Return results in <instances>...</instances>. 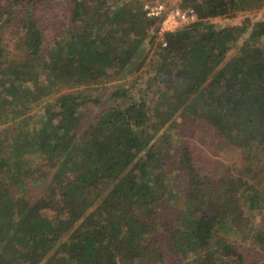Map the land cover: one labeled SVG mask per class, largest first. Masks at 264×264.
I'll list each match as a JSON object with an SVG mask.
<instances>
[{
	"label": "trees",
	"instance_id": "obj_1",
	"mask_svg": "<svg viewBox=\"0 0 264 264\" xmlns=\"http://www.w3.org/2000/svg\"><path fill=\"white\" fill-rule=\"evenodd\" d=\"M145 1L69 0L70 24L52 44L32 0L0 11V264L130 263L169 239L171 251L195 253V264H245L239 246L216 235L239 222L243 206L264 203V158L254 154L264 152V14L222 26L213 18L264 0H183L198 19L167 31L165 45ZM6 21L22 28L12 48ZM156 40L153 103L113 105L78 134L92 95L58 93L139 71ZM41 102L43 119L31 121ZM179 111L203 118L247 163L208 164L188 139L160 135ZM45 166L51 183L32 200L26 185L48 175ZM258 238L264 245V232Z\"/></svg>",
	"mask_w": 264,
	"mask_h": 264
},
{
	"label": "rangeland",
	"instance_id": "obj_2",
	"mask_svg": "<svg viewBox=\"0 0 264 264\" xmlns=\"http://www.w3.org/2000/svg\"><path fill=\"white\" fill-rule=\"evenodd\" d=\"M113 0H107L108 4H111ZM125 1V0H119ZM169 6L180 5L183 0H162ZM24 4V2H22ZM32 11L38 21L40 28L43 31L46 44H52L53 40L57 37L60 31L65 26L70 24L71 18V4L69 0H32ZM13 5L15 10L17 5L14 0H0V11L5 9L9 5ZM116 2L112 3L115 5ZM264 14V7L252 11V12H238L233 15L218 16L213 18V21L218 25L231 24L234 22H241L245 16H251L254 18H260ZM8 14L3 15V19H6ZM4 34V41L6 45L12 48L16 42V38L19 33L22 32V28L16 21L4 22L2 28ZM159 38V37H158ZM159 40H161L159 38ZM159 41L148 44V47L143 52L144 64L141 69L137 72L122 74L113 73L106 82L89 83L88 85L62 89L58 94L65 90L71 91H82L85 95H92V100L82 106L83 118L82 125L78 134H84V131L91 122H94L100 113L106 108H111L113 105L126 106L134 102H140L145 100L147 104H152L153 99L156 97L155 92L159 90L161 86L160 81H154L153 76L155 75L157 67L153 59V54L156 49L159 48ZM239 45V44H238ZM238 47L231 48L229 51L228 58L232 57ZM158 71V70H157ZM93 86H98L93 88ZM120 93H116V92ZM49 100L54 104L55 100L53 97ZM43 103L35 104L32 114L30 116L31 121L40 122L43 118L40 116L43 113ZM181 111L177 112L174 119H170L168 123L160 130L159 134H163V137L172 138L173 141L188 139L192 145L197 158L202 159L206 163L220 162L222 164L230 165L234 169L243 167L247 163L244 156L243 150L229 143L223 138L216 129L208 124L203 118H196L193 115H181ZM179 114V115H178ZM22 122L24 118H22ZM168 127V128H166ZM10 129L7 128L6 132ZM3 136H1V139ZM156 141V140H154ZM263 150H256L254 154L264 158ZM31 158L35 161L36 165L44 164L45 159L42 154H32ZM208 164L206 166H208ZM46 174L39 179H34L32 185L27 183L26 187L29 186L28 190L24 191L27 197L32 200H36L46 190L49 183H51L53 171L45 166L43 168ZM243 213L239 219V222L235 220L232 228H220L219 234L229 239L239 246L245 256V264H264V245L261 239H257V234L264 232L261 230L264 227V203L260 208L250 209L249 207H242ZM232 224L227 223L225 226H231ZM224 226V227H225ZM151 241V237L149 239ZM172 240L169 239L166 242L159 240L158 247H152L151 251L147 250L146 254L130 263L122 262V264H195L196 254L191 252L187 256H181L176 251H171Z\"/></svg>",
	"mask_w": 264,
	"mask_h": 264
},
{
	"label": "built area",
	"instance_id": "obj_3",
	"mask_svg": "<svg viewBox=\"0 0 264 264\" xmlns=\"http://www.w3.org/2000/svg\"><path fill=\"white\" fill-rule=\"evenodd\" d=\"M144 9L149 17L157 19L159 23L158 35L163 44H166L165 33L189 24L198 19L197 12L192 7L180 5L169 6L163 1H150L144 3Z\"/></svg>",
	"mask_w": 264,
	"mask_h": 264
}]
</instances>
